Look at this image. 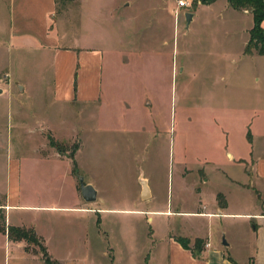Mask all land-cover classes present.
<instances>
[{"label":"rangeland","instance_id":"1","mask_svg":"<svg viewBox=\"0 0 264 264\" xmlns=\"http://www.w3.org/2000/svg\"><path fill=\"white\" fill-rule=\"evenodd\" d=\"M78 2L57 8V21L63 22L64 10L71 7L76 18L72 32L55 33L61 44L102 49L99 98L71 105L54 100L48 56L27 47L6 54V66L13 67L24 87H12L13 108L21 125L18 132L13 129L9 134L7 145L0 142V175L6 156L17 154L22 195L29 201L71 203L75 183L80 191L81 177L98 188V197L85 203L136 209L104 213L106 237L102 242L93 240L88 250L75 237L66 245L56 244L58 254L66 255L62 264H146L147 253L165 247L169 233L192 236L201 232L216 242L229 238L230 249L244 256L253 249L252 222L244 225L243 219L223 218L219 223V218L171 211L151 214L150 224L144 210L196 204L193 178L202 169L207 175L211 171L205 157L213 149L209 129L220 119L233 129L238 142L240 128L255 125L254 111L264 108V65L259 59L229 64L220 58L221 49L199 52L187 33L185 18L180 16L174 28L173 19L162 14L155 0H134L122 9L118 0H84L79 14ZM58 28L63 30V25ZM196 32L226 31L210 26ZM219 46L235 50L237 44L224 37ZM4 75L0 73V84L7 86ZM3 103L6 110L12 100ZM221 107L225 109L216 113ZM0 130L3 136L7 134L5 125ZM48 135L57 141L53 149L61 158L52 153L38 156L34 151L36 142ZM71 156L76 159L72 173ZM183 169L189 171L184 176ZM141 175L147 177L152 192L145 200L138 197ZM246 199L252 207L256 195L249 192ZM18 208L10 210L11 222L31 220L32 210ZM51 217L55 229L70 226L60 214ZM221 224L224 237L219 233ZM28 245L39 249L32 242ZM70 245L74 248L71 255L64 252ZM106 245L112 250L102 254ZM5 253L7 264H41L22 248L6 245L2 236L3 260Z\"/></svg>","mask_w":264,"mask_h":264},{"label":"crops","instance_id":"2","mask_svg":"<svg viewBox=\"0 0 264 264\" xmlns=\"http://www.w3.org/2000/svg\"><path fill=\"white\" fill-rule=\"evenodd\" d=\"M78 1L77 10L79 14L84 0ZM133 1L118 0V4L122 9L130 6ZM155 1L162 14L173 19L174 28H176L180 16L183 19L185 18L184 14L186 12L176 10L175 0ZM72 10V7L65 9L63 22H59L55 18L57 11L55 0H2V2L0 0V73L5 72L4 77L7 81V86L0 84V127L5 125L7 133L4 136L0 134L2 145L8 144L9 134L11 136L13 129L18 132L19 125H21V122L16 120L18 111L13 108L15 101H13L12 87L13 85L21 87L23 83L13 72V67L9 68L10 66H6L5 63L6 54L8 55L13 50L27 47L31 48L30 51L41 52L48 56L51 69L49 82L53 84L54 100L71 105L74 101H95L99 98V76L103 60L102 49L69 45L66 42L61 44L56 37L55 32H68L67 30L72 32L74 18H76L72 15ZM188 12L192 13V17L188 27H186L190 31L187 33L194 38L196 49L199 52L207 50L220 52L217 50L221 49L222 57L220 58L229 64L232 63L233 65V63L242 60L259 59V62L264 65V55L258 54L254 49L249 52L246 51L249 32L253 26V15L249 10L235 9L228 0H212L209 3L200 2ZM70 15L72 18L69 19ZM121 20L119 18V22ZM129 21L131 22L130 19ZM60 24L63 25V30H59ZM210 26L221 28L226 32H196L206 30ZM261 27L264 29V20L261 21ZM114 28L113 32L116 30L115 26ZM131 29L129 28V30ZM96 32H99V27H97ZM224 37L229 39V43L232 39L236 40L235 50L222 49L219 46L220 40ZM84 74H89V76L83 77ZM255 79L260 80L261 77L257 76ZM6 99L12 100V103L8 105L10 108L5 110L2 109L1 105H5L3 102ZM223 109L225 107H221L216 113H220ZM9 114L11 118H8ZM254 114L256 117L255 125L250 128L247 124L245 128H240V140L238 142L235 141L233 129L225 125L220 119L209 129L213 149L205 157L208 158V162L211 164V171L210 175H207L202 169L198 171L196 178H193L192 187L197 197L196 204H183L175 210L167 208L144 210L149 213L146 220L150 224L153 223L151 214H168L171 211L186 215L204 216L209 220L219 218V223L223 222V218L226 220L243 219L244 225L245 222L246 224L252 222L253 249L244 256H239L230 249L231 240L229 238H223L222 241L216 242L213 238H210L209 234L201 232H196L192 236L183 235L189 238L190 244L193 243L195 237L204 239V246L200 255L195 256L189 248L182 246L173 236L182 234L169 233L165 247H162L158 252L154 248V251L147 253L146 264H264V108L262 107L258 111L255 110ZM248 129L251 134L250 140L247 136ZM198 143L200 144V137ZM35 146L34 151L38 153V156L44 157L52 153L59 157V154L53 149V145L49 143V138L39 143L36 142ZM41 148H44V152ZM73 158L75 159V157ZM71 162L73 163L72 157ZM184 169L182 171L183 176L192 170L187 168L189 171L184 172ZM198 170H200V167ZM70 172H73V165L70 167ZM141 178L145 179L148 186L146 197L141 195ZM20 181V158L17 154L10 155L9 158L6 156L4 172L3 175H0V196L4 195L3 200L0 201V212L4 215L5 225L32 228L39 241L45 246L48 254L60 264H62L66 255L58 254L56 244L66 245L71 243V240L75 237L80 239V243L84 245L85 250H88V245L93 240L102 242L106 237L104 213H120L117 212L118 210L127 213L136 210L114 206L104 207L100 203L97 205L87 204L84 202L86 200L83 199L81 192L77 189L76 183L75 198L71 203H48L36 201L33 198L32 201H29L22 195ZM139 182L138 197L142 200L148 199L152 192L147 177L141 175ZM96 189L98 197V188L96 187ZM249 192L256 195V201L252 207H249L246 201ZM34 195L37 196L38 194ZM16 208L32 210L31 220L11 222L8 214L11 209ZM54 213L65 217L70 226L66 229H55L51 221V214ZM227 222L235 223L236 221ZM219 230V233L224 232L222 224ZM222 235L224 237L225 234ZM2 236H4L6 245L8 243V245L12 244L15 248H22V251H25L29 256L40 260L41 264H45L42 252L38 248H31L24 238L11 239L6 231L0 229V238ZM65 248L64 252L66 254L71 255L74 253V248L71 245L65 246ZM101 249V253L106 254L109 253L110 249L112 250V247L106 245ZM7 261L8 257L5 253L4 260L2 257L0 258V264H7Z\"/></svg>","mask_w":264,"mask_h":264},{"label":"trees","instance_id":"3","mask_svg":"<svg viewBox=\"0 0 264 264\" xmlns=\"http://www.w3.org/2000/svg\"><path fill=\"white\" fill-rule=\"evenodd\" d=\"M76 0H55L57 8L66 6L69 2ZM202 3H209L212 0H200ZM230 5L238 10H249L253 15V26L249 32V41L246 46V51L254 49L258 54L264 55V29L261 27V21L264 20V0H228ZM247 136L251 139L250 130H247ZM49 143L57 146V141L48 135ZM72 157L73 169L75 159ZM0 229L7 232L11 239L24 238L28 242H32L39 246L42 252V257L45 264H60L57 260L53 259L47 252L45 246L39 241L32 228H26L16 225H5L4 215L0 212ZM174 238L184 247L189 248L195 256H199L204 246V239L202 237H195L192 244L188 237L183 235H173Z\"/></svg>","mask_w":264,"mask_h":264},{"label":"water","instance_id":"4","mask_svg":"<svg viewBox=\"0 0 264 264\" xmlns=\"http://www.w3.org/2000/svg\"><path fill=\"white\" fill-rule=\"evenodd\" d=\"M186 27H188L189 22L191 21L192 13L186 12L184 14ZM142 183V197H146L148 193V186L144 178H141ZM80 192L84 200L86 201H93L96 199L97 196V189L91 182H83L82 178L80 177ZM224 243L225 240H223Z\"/></svg>","mask_w":264,"mask_h":264},{"label":"built area","instance_id":"5","mask_svg":"<svg viewBox=\"0 0 264 264\" xmlns=\"http://www.w3.org/2000/svg\"><path fill=\"white\" fill-rule=\"evenodd\" d=\"M200 2V0H175V6L177 11L188 12Z\"/></svg>","mask_w":264,"mask_h":264}]
</instances>
